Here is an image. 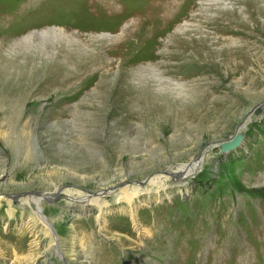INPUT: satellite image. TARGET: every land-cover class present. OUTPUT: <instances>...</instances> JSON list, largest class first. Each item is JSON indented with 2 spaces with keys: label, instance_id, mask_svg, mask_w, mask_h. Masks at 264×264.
I'll list each match as a JSON object with an SVG mask.
<instances>
[{
  "label": "rangeland",
  "instance_id": "1",
  "mask_svg": "<svg viewBox=\"0 0 264 264\" xmlns=\"http://www.w3.org/2000/svg\"><path fill=\"white\" fill-rule=\"evenodd\" d=\"M263 103L264 0H0V264H264Z\"/></svg>",
  "mask_w": 264,
  "mask_h": 264
},
{
  "label": "bare ground",
  "instance_id": "2",
  "mask_svg": "<svg viewBox=\"0 0 264 264\" xmlns=\"http://www.w3.org/2000/svg\"><path fill=\"white\" fill-rule=\"evenodd\" d=\"M90 4V3H89ZM91 6V5H90ZM92 7V6H91ZM251 120V119H250ZM250 120L248 121V123H246V121L241 125V127L246 124L245 128L246 129L250 123ZM240 127V128H241ZM242 127V128H243ZM241 129H239V132H240ZM241 133V132H240ZM200 166H193L192 165H185L183 166L182 168H177V169H174L173 172H166V175L163 176L161 179L160 178H156V179H153L151 182H149V185H156V186H159L156 188L157 189H162L163 191L166 190V189H170L173 187L174 184H182L184 185V187H186L188 185V181H187V178H193L199 171H200ZM122 190H125V189H122ZM128 191V190H127ZM125 192L123 191L121 194L122 196H120L118 199H116V202H118L119 200L121 199H124L126 200V202L130 203L132 201V199L137 196L140 191H142V189L137 186L131 188V190L129 192ZM147 191V190H146ZM161 191V190H160ZM118 192V191H117ZM150 192V190L148 191ZM158 192V190H157ZM113 193V192H112ZM69 194V192H68ZM105 194V193H104ZM120 194V195H121ZM106 195V194H105ZM109 195V194H108ZM113 196H117V194L113 193L112 194ZM159 195V194H158ZM107 196V195H106ZM79 200L80 201H77L78 203H84L85 205H90L93 204L94 202L96 203L97 202V199H99L98 197L99 196H94V195H90V196H79ZM45 198V196H44ZM107 198V197H106ZM115 198V197H114ZM41 199L43 200V198H40L39 200H34V199H31V201H33L32 203L34 204H39V202L41 201ZM103 202V201H101ZM30 203V202H29ZM28 203V204H29ZM94 205V204H93ZM87 208V207H86ZM98 208V207H97ZM106 209V208H105ZM99 211L100 213L99 214V219H101L104 215V211H103V208L99 205ZM102 216V217H101ZM41 220L46 223L45 218L41 217ZM134 221V226L138 229V231L141 232V228L139 226V224L137 223V221H135V219L133 220ZM143 234V233H142ZM147 234H148V231H147ZM35 235V234H34ZM144 235V234H143ZM143 237V236H142Z\"/></svg>",
  "mask_w": 264,
  "mask_h": 264
},
{
  "label": "water",
  "instance_id": "3",
  "mask_svg": "<svg viewBox=\"0 0 264 264\" xmlns=\"http://www.w3.org/2000/svg\"><path fill=\"white\" fill-rule=\"evenodd\" d=\"M254 114L256 116L264 113V103L261 104V105H258L257 107H255L252 111H250V113L246 114L243 118V120L241 121V123L239 124L242 125L246 120L247 118L251 115V114ZM243 141V136L242 134L239 132V129L236 130L235 134L227 141L225 142H222L219 144V152L226 156L227 154H229L230 152H233L235 151L236 149L239 148V146L241 145ZM133 185L135 186H138V185H142L144 184V182H133L132 183ZM64 189V187H60L57 189L56 193L55 194H50V193H46V194H33L35 196H38V197H43L44 200H49L47 198H44V196H50L51 198H55L59 195V192ZM65 189H68V190H74L75 188L74 187H66ZM103 192H97V193H87L88 195H91L93 194L94 196H99L101 195ZM47 225L48 227L51 229L52 233L54 236H56L55 234V231L51 225V223L47 220Z\"/></svg>",
  "mask_w": 264,
  "mask_h": 264
}]
</instances>
